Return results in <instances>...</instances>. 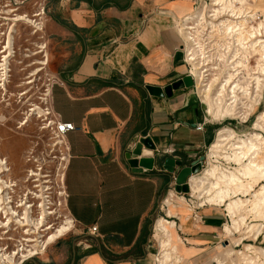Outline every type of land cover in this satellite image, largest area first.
<instances>
[{
  "label": "crops",
  "instance_id": "1",
  "mask_svg": "<svg viewBox=\"0 0 264 264\" xmlns=\"http://www.w3.org/2000/svg\"><path fill=\"white\" fill-rule=\"evenodd\" d=\"M199 2H49L52 106L75 125L66 136L65 206L74 227L73 237L57 238L23 264H157L155 225L176 174L157 163L135 171L127 154L141 137H151L162 160L182 162L176 173L203 154L204 167L209 164L207 149L221 128L208 123L195 81L178 84L190 75L181 24ZM239 124L228 122L247 134L249 125ZM217 206L197 199L191 213L165 214L180 225L186 257L201 259L224 240L229 219Z\"/></svg>",
  "mask_w": 264,
  "mask_h": 264
},
{
  "label": "bare ground",
  "instance_id": "2",
  "mask_svg": "<svg viewBox=\"0 0 264 264\" xmlns=\"http://www.w3.org/2000/svg\"><path fill=\"white\" fill-rule=\"evenodd\" d=\"M234 1L238 0H212V4H210L211 7L217 8V15L214 19L218 21L219 24H217V26L220 28V31H223L226 36L225 39L231 41V39L235 38L236 41L234 42L238 44L236 46H240L238 55L229 63V65H232L234 62H238L239 66L236 68L229 67L230 70L228 72L233 71V73L228 75L227 80L221 87L217 86L215 92L212 91L213 86L218 82L216 83V81L213 80L212 83H207L206 77L208 76L204 77L206 74L204 71H209L205 69L208 63L206 66H203L198 59V55L200 54L199 51L203 46L201 44L203 43L197 42L195 34L192 31L183 30V27L186 28L185 24L188 21L195 20L197 16L202 14L194 11L193 15L186 19L187 22L181 24V28L189 43L187 50L189 52V60L193 66L192 72L197 77L199 93L202 99L208 104L212 116L214 118H220L226 115H233L247 119L250 114L248 111H253L256 104L247 105L248 111L241 115L242 109L240 110V104L242 102L239 101L241 97L237 100L238 96L232 87L233 83L236 81V77H238L234 72L239 70L241 65H249L250 46H253V50H256L257 53L260 54L259 63L263 62L264 64V44H262L261 41L256 44L255 42L249 43L250 45L246 43L249 36L255 37L258 35L260 28L255 32L248 31L249 36H245V29L247 27L246 20L248 19H244L251 14L243 16L237 15L239 11H237L233 3ZM220 13V17L225 18V20L218 18ZM5 61L7 62L6 56ZM5 67L7 68V66ZM258 88L260 89L261 87L259 86ZM227 95L228 98H226ZM258 96L259 95L254 99L251 97V102L260 100L261 98H257ZM28 121L30 120L28 119L25 123H22V125H26ZM263 121L264 112H260L256 118L255 131H252L253 133L250 132L246 139L239 138L232 144H230V142L236 138V132L230 128L220 129L216 140L209 149L208 156L210 160L208 166L204 168L201 173L192 175L190 179L191 192L200 199V204L204 205L205 203H209L212 205L225 206V210L233 220L232 224L229 222L225 223L224 232L229 235L234 236L239 233L242 224L246 221L245 212L256 213L261 211L264 214V182L259 183L261 180L264 181V123H261ZM5 148L7 149V145L0 141V175L11 170L7 164L8 160L7 154L4 152V150H6ZM230 162L235 163V166L229 165ZM258 183L259 186L255 189V185ZM203 198L204 200H202ZM163 201L168 206L169 215L175 214V209L177 208H180L181 211L182 209L186 211L190 210V208L186 206V198L177 195L174 190H170L168 196L164 198ZM185 210L183 212H186ZM64 215V219L58 226H49L45 229V231L48 230L47 234L43 236L40 235V237H43L41 239L43 241L41 247L44 246L42 252L45 251L49 244L54 242L57 238L67 234L74 227L72 218L69 217L66 212H64ZM175 225V221H170L165 217H159L156 221L155 236L160 250L159 256L156 257L157 264H182L185 260L184 255L179 252L178 244H176V242L180 241V237L177 238L175 242L173 240L172 229L175 228ZM262 227V223L249 226V231H253L249 236L257 238L263 230ZM3 228H6V226H3ZM39 232H42V230L33 231V233ZM26 233L29 234L31 231L28 229ZM243 238L244 237H237L234 241L235 243L237 242L235 245L240 244ZM27 241L34 240L27 239ZM244 246L245 250L235 248L237 253H235L233 249H229L228 251L221 250L213 259L217 261V264H224L227 260L229 262L232 261V263L236 262V264H264V262L261 261V257L264 256V247L254 246L248 243H245ZM1 251L0 249V254ZM249 251H253L255 255L250 254ZM0 257L5 258L4 253H2ZM212 262L210 264H212Z\"/></svg>",
  "mask_w": 264,
  "mask_h": 264
},
{
  "label": "rangeland",
  "instance_id": "3",
  "mask_svg": "<svg viewBox=\"0 0 264 264\" xmlns=\"http://www.w3.org/2000/svg\"><path fill=\"white\" fill-rule=\"evenodd\" d=\"M50 1L51 0H38V3H37L36 0H26V1L25 0H11V5H8L9 3H7V0H0V50L3 49L5 46H6V49L9 48V53H10L9 58L11 56L12 48H14L17 52L15 54V57L12 58V61H11L12 72H11L10 81L8 82V84L6 83V86H5V94H3L4 90L0 89V141L7 145V149L5 148L6 150H4V152L7 154L8 167L9 165L11 166V168L9 167L11 170L9 172L3 173L2 175H14L15 177L24 175L25 153L31 145V137L33 136L35 137V135L37 134V125L39 124V121L36 119L35 115H32L31 117H29L28 119L30 121H28L26 125H23L22 128H18V123L25 118V114L28 112L29 108L31 107L30 103L32 104V102H34L37 94L40 91L44 90V86H45L44 84L45 82H47V79H48L47 74H49L48 73L49 67L47 66L46 69L39 71L37 67L38 64L29 66V63H31V61L39 60L40 57L39 56L35 57L33 55H31V57H26L24 56V53L31 54L30 52L37 49L38 45L46 44V46H48L47 44L48 36L46 34V27H47V20L49 18V11H51V8L48 7V4ZM238 1L240 3H238ZM238 1H234L233 3L235 4L237 11H239L237 15L243 16L244 14L242 13L248 10L247 8L253 3L249 1L243 3L244 0H238ZM254 1H255V4L252 5L254 9L264 11V0H254ZM210 3L212 4V0H200V2L198 3L195 9V12H199L202 15L197 16V19L195 18V20H193V22L191 23L192 25L190 26H195L196 28L195 32L193 33L195 34V38L197 39V42L199 41L200 43H203L201 44L203 46L201 50L199 51L200 54L198 55L199 57L198 59H199V62L203 66H206V63H208L205 69L210 70V71H206V70L204 71L206 73L204 77L208 76L206 77L207 79L206 81L209 84L212 83L213 80H215L216 83L218 82L216 85L213 86L212 91L215 92L217 86L221 87L225 83V82L222 83L220 79L225 80L226 79L224 78L225 76L228 77L230 73H233V72H228V67L230 66H228L227 64L228 63L227 59H226V62L223 64L219 60V57L224 59L225 57H227V54L229 53V52L226 53L225 51H222V48L226 47L223 45L225 44L230 45L231 43L235 44L236 42L234 41H236V39L235 38L231 39V41H229V39H225L226 36L224 35L223 31H220V28H218L217 26V24H219L217 20H213L214 22L212 25L209 23L211 22V18L208 16L207 10L210 7L209 6ZM207 5H208V8H205ZM42 6H45V7L47 6V8L45 9V13L42 15L41 19L39 17H34L33 13L39 12ZM17 7L19 9H15L13 12L10 10V9H14ZM7 12L10 13V15H8ZM218 16L220 17L221 13ZM21 17H23L24 19H21ZM28 18H30L32 21H27ZM220 18L221 20H225V18H222V17ZM248 20H246V24ZM260 21L254 20L252 23H250V24L257 25V26H252V28L251 27L249 28L250 25L248 24L245 29V33L248 31L255 32L257 29L263 26L264 24L259 23ZM36 29H37V32L33 33L34 30ZM28 48L29 50H27ZM230 48H233V47H230ZM239 49H240V46H237L233 48V50L231 51V52H235L234 53L235 58H236V55H238ZM249 49H250L249 52L252 55V59L250 60V63L248 66L241 65L240 69L238 70V73L240 74H237V76L239 77L238 79L241 80L243 83L248 82L252 77H254L253 73L255 72L253 71H258L260 68V65H259L260 63L258 61L260 58V54L257 53L256 50H253L254 48L252 49L249 48ZM47 50H49V47H47ZM6 51H4V53H7ZM220 53L221 54L223 53V56ZM2 55H3V52H0V58ZM5 56L7 57V54H5ZM18 61H23V62L20 63ZM235 65H233L235 66V68L238 67L239 66L238 62L235 63ZM29 78H31L30 80L33 79L34 81L32 83H25V81H28ZM21 91L22 92L28 91V92L26 95L20 96ZM234 92H236L235 88H234ZM260 95H261V99L258 100L257 102L255 101L251 102L250 100L249 103L248 102L244 103V104L248 103L247 105L256 104V106L254 107L255 110L251 112H249L250 110L248 111V113L250 114L248 115V120L245 125H249V129H248L249 132L245 135H239L233 128L228 126V122H231L237 125L238 128H242L241 124L239 123H244L243 122L244 118L240 116H233V115H226L224 117L214 118L209 111L208 104L202 99L201 95L199 97L201 101L204 103L203 105L205 107V110L207 111L206 115H207L208 123L210 125H212L213 127L215 126L217 129L218 128H221V129L230 128L236 132V138H234L233 141L230 142V144H232L235 141H237V139L239 138L246 139L249 136L250 132L255 131L254 127H255L256 118L260 112H264V92H263V95L262 94ZM260 95L258 96L259 98H260ZM226 98H228V95ZM239 99L240 97L238 96L237 100ZM239 101L243 102L241 99ZM257 103H260V104H258L257 106ZM244 104L241 103L240 105L244 106ZM247 110H248V107H247ZM261 123H264V121ZM209 149H210V146H209ZM209 149H207V156L209 153ZM207 166L208 164L204 168H206ZM2 175L0 176V178L4 179L5 177H3ZM263 182L264 181L261 180L259 183H263ZM259 183L255 185V189L258 188ZM174 184L171 185L169 190L170 189L174 190L177 194L178 192L174 189V186H175ZM197 199L198 198L190 190L189 193H186V206L191 208L192 206L191 200L195 202V200ZM202 200H204V198ZM200 202L201 201L199 199V203ZM217 208L221 212L224 211V213H227V211L225 210V206H217ZM184 210L185 209H182V211ZM176 212H181V211L178 210ZM187 212L191 213L190 211H186V213ZM165 214L168 215V206L166 204H164L163 211L160 212L157 218L165 217L168 220L175 219L173 217H167ZM244 214L246 216V221L244 224H242L240 228L241 230L239 231V233L233 236V235L227 234L226 232L222 230L221 239H227L229 240V243L226 244V242L225 243L220 242V243H215L211 245L209 250H207V252L204 254V256L201 259H195V257H191V255L186 257L188 255L189 250L186 248V246L183 243L180 244V241L176 242V244H178V247H179V252L185 257V260L182 264H210L212 261H213L212 264H217V261H214L213 258L215 255H218L221 250L228 251L229 249H233L235 253H237L235 249V244L237 242L236 243L234 242L235 239L237 237L238 238L247 237L248 240L254 239L253 236H249L253 232V231H249L250 229L249 226H252V224H256V223L264 224L263 212L261 211L256 212V213L255 212L254 213L245 212ZM63 219H64V216L60 217L58 219L57 225L55 226H58ZM228 222L232 224L233 223L232 218ZM2 229L3 228H0V237H1L0 247H3L7 243L8 237H11V240H10L11 243L13 242L18 243L21 237L23 236L22 229L13 230L10 228L8 233L6 234L3 232ZM179 229H180L179 223L175 225L174 229H172V236H173L174 242L177 238H179V236L176 234L177 231L180 232ZM37 230H41V229L33 227L29 231L33 232ZM71 231H73V229ZM71 231L67 233L68 235L66 234L65 238L68 239L70 237H73ZM40 233L41 232H39L38 234ZM262 234L264 236V229H263ZM31 237L34 238L35 234H32ZM248 240L244 242H248ZM254 244L256 246L264 247V239L260 237L258 238L257 242ZM243 246L244 245L241 244L239 245L238 248L239 249L243 248ZM157 247H158V244H157ZM159 252L160 250L158 247L157 256H159ZM2 253L5 254V252H1V254ZM5 258L0 257V264H7L8 261ZM18 262H19L18 260H14L11 264H18ZM233 263L232 261L229 262L227 260L226 263L224 264H233Z\"/></svg>",
  "mask_w": 264,
  "mask_h": 264
},
{
  "label": "built area",
  "instance_id": "4",
  "mask_svg": "<svg viewBox=\"0 0 264 264\" xmlns=\"http://www.w3.org/2000/svg\"><path fill=\"white\" fill-rule=\"evenodd\" d=\"M247 1L252 2V5L255 4L254 0H244L243 3ZM36 2L38 3V0H36ZM7 3H9L8 5H11V0H7ZM252 5L247 8L248 10L242 13L244 15L251 14L250 16L245 17V19L249 18L247 22V25H250L249 28H252V26H257L255 24H250L254 20H261L259 23L264 24V11L258 9L255 10ZM46 8L47 6H42L39 12L33 13V16L39 17L41 19L42 15L45 13ZM205 8H208V5ZM15 9L19 8L17 7L10 10L13 12ZM216 9L217 8L210 6L207 10V14L211 18V22H209L211 25L213 24V20H215L214 18H216L217 15ZM7 14L10 15V13L8 12ZM21 19L24 18L21 17ZM27 21L32 20L28 18ZM186 22L187 21H185V23ZM192 22L193 20L188 21L186 23L187 25L185 24L186 28L183 27V30L195 32V26H190L192 25ZM35 32H37V29L34 30L33 33ZM245 34L246 36H249L248 32H246ZM260 41L262 42V44H264V25L260 27V32L258 33V35H256L255 37L249 36L248 41L246 40V43L249 44L255 42L256 44L260 43ZM235 44L231 43L230 45H223L226 46V50L225 48H222V51L229 53L224 59L219 57V60L222 64L225 63L227 59L228 66L232 68H235L236 66L235 63L233 64L235 66L229 65V63H231L235 59V52H231L233 48L237 47V44ZM185 47L187 51V61L190 66V76L193 82L195 81V83H197V77L192 72L193 66L191 61L189 60L187 40ZM250 48H253V46H250ZM27 50H29V48ZM4 51H6L7 53H4ZM0 52H3V55L0 58V89H3V94H5V86L6 83L8 84V82L10 81L12 72L11 61L12 58L15 57V54L17 52L14 48H12L11 56L9 59V48L6 49L5 46L0 50ZM30 53L31 54L24 53V56H39L40 59L31 61V63H29V66L38 64L37 67L39 71L46 69L49 63V55L46 44L38 45L37 49ZM5 54H7V63L5 62ZM221 55L223 56V53ZM251 59L252 55L249 53V61ZM18 62L22 63L23 61ZM6 65L7 68L5 67ZM229 70L230 69L228 67V71ZM253 72L258 73H253L254 77H252L248 82L243 83L238 79L239 77H236V81L232 85V87L235 88L236 95L241 97L243 104L246 102L249 103L251 97H253L252 99H254L257 95H263L264 92L263 62H260L259 70ZM237 74H240L238 73V70H236L235 72V75ZM47 75L48 79L44 84V90L40 91L37 94L34 102H32V104L30 103L31 107L25 114V118L18 123V128H22V123H25L26 120L32 115H35L36 119L39 121V124L37 125V134L35 135V137H31V145L25 153L24 175L19 177H15L14 175H7V177H5L4 179L0 178V228L6 226V228L2 229L5 234L8 233L10 228L13 230L22 229L23 231V236L18 243H11V237L7 236V243L3 247H0V249H2L1 252H5L4 257H7V264H11L14 260H18V264H23L25 261L39 255L42 252V249H44V246L41 247V245L43 244V241L41 239L43 237H40L39 235H45L48 231H45V229H47L49 226L57 225L58 219L62 216H65L64 212L66 200L68 197L66 186V169L69 158V146L66 140V136L68 132L75 129V125L72 122L62 120L60 115L54 111L52 106L51 93L52 79L49 74ZM224 78L226 79H220L222 83H224L228 77L225 76ZM30 79L31 78H29L28 81H25V83H32L34 81L33 79ZM259 86H261V89L258 88ZM27 92L28 91H21L20 96L26 95ZM247 104H244V106L240 105V109H242L241 115H243L242 113H246L248 111ZM247 120L248 118L243 119V122H247ZM203 128V123L197 126V129L202 130ZM229 165L235 166V163L230 162ZM9 167L11 168L10 165ZM195 204L196 200L195 202L191 200V205L195 206ZM199 205L202 204L199 203ZM226 215L228 219L231 220L230 215L228 213H226ZM262 225V229H264V224ZM33 227L40 228L42 232L38 234L31 231V233L27 234V230H31ZM92 230L96 231L97 227H92ZM262 233L263 230L257 236V238L254 239L248 240L247 237H244L240 244L235 245V248L239 249V245H244L245 243L256 246L254 243L257 242ZM32 234H35L34 238L31 237ZM27 239H33L34 241H27ZM246 240H248V242H244ZM222 242H226V244H228L229 240L224 239ZM239 250H245V246H243V248H240ZM249 253L255 255L253 251H249ZM261 261L264 262V256L261 257ZM233 264H236V262H234Z\"/></svg>",
  "mask_w": 264,
  "mask_h": 264
},
{
  "label": "water",
  "instance_id": "5",
  "mask_svg": "<svg viewBox=\"0 0 264 264\" xmlns=\"http://www.w3.org/2000/svg\"><path fill=\"white\" fill-rule=\"evenodd\" d=\"M179 85H192L193 80L190 75L186 76L183 80L179 81ZM177 86V84H176ZM156 145L153 143L151 137H141L133 148L127 154L130 166L135 170L142 172L144 167L152 168L155 163L162 164L163 168L174 176L175 189L179 193H189L191 190L189 180L192 175H197L202 172L206 155L203 154L199 159L192 161L189 165L182 167L176 173V165H181L182 162L175 164L172 161L162 158L156 153ZM142 156V159H138ZM141 166V167H140Z\"/></svg>",
  "mask_w": 264,
  "mask_h": 264
},
{
  "label": "flooded vegetation",
  "instance_id": "6",
  "mask_svg": "<svg viewBox=\"0 0 264 264\" xmlns=\"http://www.w3.org/2000/svg\"><path fill=\"white\" fill-rule=\"evenodd\" d=\"M1 176V175H0ZM3 177H7V175H2Z\"/></svg>",
  "mask_w": 264,
  "mask_h": 264
}]
</instances>
